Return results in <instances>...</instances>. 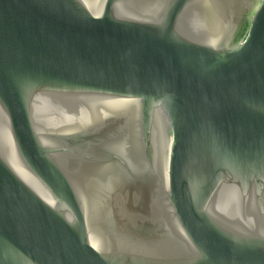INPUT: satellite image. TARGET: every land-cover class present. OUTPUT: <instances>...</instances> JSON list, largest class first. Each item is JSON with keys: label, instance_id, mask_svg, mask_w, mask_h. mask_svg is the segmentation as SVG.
Returning a JSON list of instances; mask_svg holds the SVG:
<instances>
[{"label": "water", "instance_id": "water-1", "mask_svg": "<svg viewBox=\"0 0 264 264\" xmlns=\"http://www.w3.org/2000/svg\"><path fill=\"white\" fill-rule=\"evenodd\" d=\"M0 264H264V0H0Z\"/></svg>", "mask_w": 264, "mask_h": 264}]
</instances>
